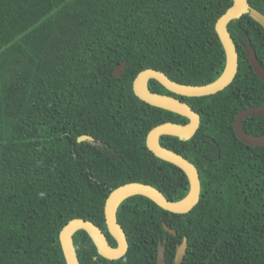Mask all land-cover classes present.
I'll return each instance as SVG.
<instances>
[{"label":"trees","instance_id":"trees-1","mask_svg":"<svg viewBox=\"0 0 264 264\" xmlns=\"http://www.w3.org/2000/svg\"><path fill=\"white\" fill-rule=\"evenodd\" d=\"M249 1L264 13V0ZM232 5L0 0V264H67L60 232L78 217L101 226L116 246L105 205L125 183L152 184L171 200L188 194L185 172L157 157L147 136L162 123L189 119L141 100L134 81L148 68L184 84L216 80L226 65L216 24ZM229 29L240 65L227 88L184 97L150 82L152 90L201 114L193 138H161L198 167L199 204L179 214L143 195L126 199L118 217L130 243L127 255L103 257L80 230L75 244L81 264H157L165 238L168 264L184 238L189 248L182 264H264V145L244 143L234 129L243 109L264 105V81L246 50L251 42L264 65V27L246 14ZM243 127L264 135V115L247 117ZM84 135L94 140H79ZM165 222L178 234L166 231Z\"/></svg>","mask_w":264,"mask_h":264},{"label":"water","instance_id":"water-1","mask_svg":"<svg viewBox=\"0 0 264 264\" xmlns=\"http://www.w3.org/2000/svg\"><path fill=\"white\" fill-rule=\"evenodd\" d=\"M249 14L264 27V13L253 7L249 0H233V5L219 18L216 31L226 53V65L223 73L213 82L194 85L180 83L171 78L166 72L154 68L141 71L134 81V92L137 97L146 103L166 109L189 119L186 123L165 122L154 127L147 136L148 148L159 158L173 163L181 168L187 175L190 183L188 194L180 200H171L158 187L145 182H128L114 189L107 198L105 205V219L110 235L116 240L114 246L109 241L105 230L94 221L78 217L70 220L60 232V242L67 264H81L75 244V235L80 230H85L95 243L98 252L109 260H118L126 256L130 243L127 233L119 221L118 211L121 204L131 196L143 195L153 200L163 209L179 214L192 211L200 202L202 195V180L198 167L188 158L162 145L163 136H176L183 140L193 138L201 126V114L188 102L170 94L159 93L151 89V80L158 81L168 91L184 97H203L216 94L232 84L237 76L240 65V55L229 25L232 21ZM250 63L257 75L264 81V65L259 61L257 53L252 48L248 55ZM126 63L116 70L117 76L121 75ZM264 115V105L252 106L243 109L236 117L234 129L241 141L252 146L264 145V135H253L245 131L244 120L247 117ZM79 140L93 141L94 138L84 135ZM166 231L177 235V230L164 223ZM167 241V240H166ZM189 241L184 238L178 246L174 264H182L186 258ZM166 243L159 244L157 264H168L166 259Z\"/></svg>","mask_w":264,"mask_h":264},{"label":"flooded vegetation","instance_id":"flooded-vegetation-1","mask_svg":"<svg viewBox=\"0 0 264 264\" xmlns=\"http://www.w3.org/2000/svg\"><path fill=\"white\" fill-rule=\"evenodd\" d=\"M240 44H242L245 48H246V45L244 44V42H243V40L242 41H240ZM249 46L250 47H247L246 48V50H247V52L250 54V53H252V48H253V45H252V43L251 42H249ZM248 54V55H249ZM136 196V195H135ZM131 197H133V196H131ZM130 198V197H129ZM122 205V204H121ZM119 211H120V208H119ZM118 216H119V213H118ZM107 231H108V229H107ZM106 232V231H105ZM107 233V232H106ZM108 234V233H107ZM128 236V235H127ZM167 240V241H166ZM162 241V240H161ZM161 241H159V244H160V242ZM162 243L163 244H167L168 243V239L167 238H165L163 241H162ZM158 250H159V245H158ZM174 264V263H173Z\"/></svg>","mask_w":264,"mask_h":264}]
</instances>
